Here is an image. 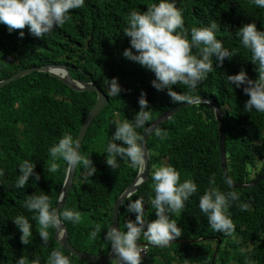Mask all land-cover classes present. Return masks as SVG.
Here are the masks:
<instances>
[{
    "label": "trees",
    "instance_id": "16d2710c",
    "mask_svg": "<svg viewBox=\"0 0 264 264\" xmlns=\"http://www.w3.org/2000/svg\"><path fill=\"white\" fill-rule=\"evenodd\" d=\"M160 0H85L84 6L71 10L64 26L55 28L44 38L30 34L26 27L23 38L20 31L9 32L0 24V80L21 68L43 63L66 62L71 75L93 81L107 94V102L90 123L79 151L92 160L96 172L91 176L82 165H77L71 188L63 206L81 213L82 221L73 224L63 221L68 237L76 250L94 255H104L110 243L104 239L111 226L112 204L132 182L138 169L128 158L117 157L118 168L113 170L106 163V149L114 141L116 123L133 122L140 110L139 97L143 92L148 101L147 111L151 120L173 103L168 90L158 91L152 86L153 72L125 58L122 53L130 48V38L124 34L127 17L131 11L143 12L147 6ZM181 11L186 38L191 39L193 27H207L217 23L215 32L224 48L235 52L231 59L220 64L213 55V70L195 89L173 85L189 100L192 97L209 99L184 106L157 128L167 133L160 139L152 131L147 138L149 150L147 171L149 178L131 195V200L142 198L146 222L156 219L150 200L154 198L151 174L154 167L168 165L180 174V182L192 180L197 192L186 202L180 215L168 213L177 222L182 235L176 239H199L190 243H173L167 247H149L148 256L141 264H264V177L256 185L233 188L226 182L219 161L218 129L212 109L216 102L223 111L227 177L233 183L250 182L264 172V113L245 110L249 99L243 88L228 82V75L245 71L250 79L258 76L257 65L251 62V52L237 35L246 23H255L264 31V8L254 0H169ZM135 51V49H133ZM193 54L198 50L193 47ZM116 78L121 87L119 95H111L109 80ZM96 99L93 91H73L62 81L45 72L32 71L0 88V264H16L23 257L26 264H47L53 249L60 250L71 264H113L85 261L69 252L53 237L45 244L38 235L36 213L24 207L32 195L49 197L53 208L57 202L66 172V163L56 173L49 172V149L64 135H71L74 142L86 113ZM186 100V101H187ZM185 101V102H186ZM145 125V126H146ZM145 128V127H144ZM144 128L136 131L142 137ZM99 150V151H98ZM98 151V153H97ZM28 160L39 181L30 177L24 188L16 187L21 174L19 165ZM215 183L211 184L210 180ZM227 194L235 191L239 200L229 201L226 215L235 229L231 235L217 232L199 209V197L209 188ZM126 198L119 208L118 225L126 231L129 213ZM247 204V210L240 205ZM24 216L32 225L30 243L21 242V231L13 222ZM96 224L101 232L95 240L89 235ZM145 240L143 235L140 240ZM219 239V242H218Z\"/></svg>",
    "mask_w": 264,
    "mask_h": 264
},
{
    "label": "clouds",
    "instance_id": "9594fccd",
    "mask_svg": "<svg viewBox=\"0 0 264 264\" xmlns=\"http://www.w3.org/2000/svg\"><path fill=\"white\" fill-rule=\"evenodd\" d=\"M84 3L85 0H0V24L6 25L9 32L19 30L21 38L24 36L23 30L26 27L31 35L44 38L55 28L64 26L70 19V11L83 7ZM254 3L264 8V0H254ZM183 28L184 20L181 11L169 0H160L159 3L148 5L146 11H131L127 17V27L123 30L124 34L130 38L131 47L125 49L122 55L153 72L155 79L152 80V86L158 91L166 88L173 103H184L188 99L182 93L174 91L173 85H184L195 89L207 78V74L212 72L214 54L220 64H223L225 58L231 59L236 55L235 52L224 48L217 39L215 35V32L219 30L217 23L212 22L207 27H193L190 40L183 32L177 31ZM237 35L241 38L243 46L250 50L251 62L257 65L258 76L250 79L247 73L241 70L237 74L228 75V82L235 84L238 88L242 87L244 94L249 97L245 103L246 111L251 112L255 109L257 112L264 113V31L258 30L254 22L246 23L239 28ZM193 47L198 50V55L193 54ZM43 64H64L70 72L66 62ZM109 91L111 95L120 94L121 87L116 78L109 80ZM138 102L140 110L136 113L133 122L125 120L116 123L113 140L122 141V144L112 142L107 145L106 163L113 170L118 168L116 158L126 157L131 166L138 169L137 173L144 171L145 148L141 143L142 137L136 129L144 128L151 120V114L146 110L148 101L143 92ZM155 135L165 139L167 133L156 127ZM78 144L74 142L71 135H64L59 139V142L49 149L52 159L47 170L56 173L61 166L57 161L62 160L67 165L66 172L77 165H82L87 174L92 176L96 168L90 157L81 155ZM34 167V164L28 160H24L19 165L21 174L16 181V187L24 188L30 177L39 181L40 174L34 171ZM3 175L4 171L0 169V176ZM151 180L153 182L151 188L155 195L150 203L155 209L156 219L146 222L143 199L137 198L133 201L132 194L128 195L130 202L126 210L136 214L135 220H127L126 231H121L118 227L108 228L104 237L111 244L112 252L115 254V258L109 260L113 264H141L148 248L152 246L140 245L138 241H147L155 247H167L174 239L182 235L181 228L175 220L169 218L168 213L180 215L185 202L197 192V185L190 179L181 183L179 172L168 165L154 167ZM210 183L214 184V179H211ZM230 200H239V194L235 191L225 194L214 187L209 188L199 197V209L206 215L212 229L225 235H231L235 229L233 221L226 215ZM24 207L36 213L34 219L38 223V235L45 244L49 241L50 228L59 230L62 235L63 221H70L73 224H79L82 221L81 213L78 211L64 209L60 212L51 208L49 197L44 194L30 196L25 201ZM240 208L247 210L248 205L242 204ZM13 222L22 233L21 242L25 245L29 244L32 236V225L29 220L24 216H17ZM100 232L101 226L96 224L89 239L95 240ZM142 235L145 240H140ZM141 252H144L143 257ZM16 264H26L25 258H19ZM33 264H38V261H34ZM47 264H71V262L60 250L53 249Z\"/></svg>",
    "mask_w": 264,
    "mask_h": 264
},
{
    "label": "water",
    "instance_id": "95a60500",
    "mask_svg": "<svg viewBox=\"0 0 264 264\" xmlns=\"http://www.w3.org/2000/svg\"><path fill=\"white\" fill-rule=\"evenodd\" d=\"M32 71H40V72H47L51 76H54L58 78L60 81H62L68 88H70L73 91L81 92V91H93L96 94V99L90 110L86 113L83 122L81 123L77 137L75 142H78L79 144L77 147L80 148L81 142L84 138V135L86 133V130L88 129L90 123L94 119V117L100 112L102 107L105 105L107 102V94L99 88L93 81H83V80H78L75 79L71 76L69 70L66 68L64 64H43L39 66H34V67H29V68H24L20 69L13 74H11L9 77L4 78L0 80V88L4 86L5 84L23 76L24 74L30 73ZM208 102L211 103L210 100H207L205 98H200V97H192L189 100H187L184 103H180L177 105H174L164 112H162L158 117H156L151 123H149L147 126L142 131V141L141 143L144 145L145 148V168L144 171L141 173L140 171L137 173V175L134 177L132 182L121 192V194L117 197V199L113 202L112 204V216H111V226L110 227H118V213H119V208L123 201L128 197V195L133 193L134 191L137 190V188L148 179V172H147V160H148V148L146 145V140L149 137V135L152 133L153 130L156 129L158 125H160L163 121L167 120L170 118L174 113H176L179 109H181L184 106L190 105L192 103L196 102ZM213 113H214V118L217 122V129H218V151H219V161H220V166L223 172V176L228 183L229 186L233 188L241 187H250L253 185H256L259 180H261L264 177V172L256 176L254 179H252L250 182L246 183H233L231 182L228 177H227V167H226V153H225V147H224V142H225V135H224V122H223V112L220 110L216 102H213ZM75 147V146H74ZM76 168V167H75ZM75 168H73L71 171L65 172V176L60 188L59 196L57 198V202L53 209H59L63 206V204L66 201L68 192L71 188L72 185V180L73 176L75 173ZM67 169V167H66ZM62 227V235L59 233V230L54 228V233L53 237L56 242L61 244L71 255H75L77 258L85 260V261H95V262H102L106 263L109 260H113L115 258V254L112 252L111 249V244H110V249L105 255H94L88 252L84 251H79L76 250L73 245L71 244L69 237H68V232L67 228L65 227L64 224L61 225ZM199 239H174L170 244L173 243H190L195 240H200ZM219 242V239H218ZM138 244L140 245H147V246H154L150 244L147 241H138ZM169 244V245H170Z\"/></svg>",
    "mask_w": 264,
    "mask_h": 264
},
{
    "label": "rangeland",
    "instance_id": "374dc122",
    "mask_svg": "<svg viewBox=\"0 0 264 264\" xmlns=\"http://www.w3.org/2000/svg\"><path fill=\"white\" fill-rule=\"evenodd\" d=\"M98 151H99V150H98ZM98 151H97V153H98ZM147 256H148V250H147V253H146V256H145V258H147ZM145 258H144V259H145Z\"/></svg>",
    "mask_w": 264,
    "mask_h": 264
},
{
    "label": "built area",
    "instance_id": "2783aa9c",
    "mask_svg": "<svg viewBox=\"0 0 264 264\" xmlns=\"http://www.w3.org/2000/svg\"><path fill=\"white\" fill-rule=\"evenodd\" d=\"M141 256H142V257L144 256V252H141Z\"/></svg>",
    "mask_w": 264,
    "mask_h": 264
}]
</instances>
